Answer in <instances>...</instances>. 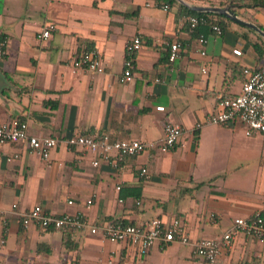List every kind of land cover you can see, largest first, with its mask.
<instances>
[{
	"label": "crops",
	"instance_id": "0c3cea01",
	"mask_svg": "<svg viewBox=\"0 0 264 264\" xmlns=\"http://www.w3.org/2000/svg\"><path fill=\"white\" fill-rule=\"evenodd\" d=\"M202 1L184 2L231 10L232 0ZM239 11L264 31V7ZM176 12V5L163 11L154 0H0V40L7 41L0 54V122H24L35 137L144 143L160 142L169 123L184 129L167 153L148 151L116 169L103 162L93 167L95 155L62 146L46 163L24 142L1 145L0 205L7 223L0 222V264H205L178 243L143 254L88 228L25 229L19 213L35 206L55 216L82 213L98 228L110 221L142 227L155 218L178 219L193 240L218 238L235 220L263 210L264 139L246 136L240 123L193 130L218 112L217 95L239 94L243 69L264 66L254 48L259 35L230 24L220 36L204 35L202 56L198 37ZM48 23L56 31L42 41L38 35ZM133 37L142 47L128 55ZM174 43L179 58L170 63ZM90 50L100 56L103 73L72 69L71 61ZM127 58L133 82L121 84ZM141 168L150 179L139 176ZM216 264H264V243L239 235Z\"/></svg>",
	"mask_w": 264,
	"mask_h": 264
},
{
	"label": "built area",
	"instance_id": "2783aa9c",
	"mask_svg": "<svg viewBox=\"0 0 264 264\" xmlns=\"http://www.w3.org/2000/svg\"><path fill=\"white\" fill-rule=\"evenodd\" d=\"M199 0H190L198 2ZM163 11L168 10V6H161ZM189 26V31L193 32L199 26L207 25V20L202 17H184L183 19ZM56 31L53 23L46 24L38 35L42 41L48 40L52 33ZM211 31L216 35H222L218 26H211ZM200 45V54L205 56L204 47L207 39L204 35L198 36ZM6 39L0 40V54H4ZM142 42L140 38L133 37L126 44V54L133 55L140 51ZM179 58V45L170 46L168 61L174 63ZM73 70H85L91 73H103L102 60L95 51H84L79 57L71 61ZM134 65L132 59L127 58L124 61L122 74L119 78L121 84L133 82ZM206 73L205 69L201 70ZM244 78L241 90L238 95L227 96L225 94L217 95L218 112L210 115L201 123H196L193 127L197 131L205 126L226 127L229 124L240 123L244 127L246 136L254 133L259 134L264 139V66L250 67L242 70ZM184 134V129L175 124H167L163 130V138L160 142H140L130 141H110L108 137L103 136L95 139L85 136H73L66 139H56L53 137H35L28 134L27 125L24 122L15 120L12 122H0V146L8 143L24 142L27 148L36 153L41 159L49 163L51 152L57 147L62 146L67 150H79L80 152L95 155L91 165L98 167L103 162L113 168H118L127 159L138 156L142 153L157 150L164 154L172 150L176 143ZM61 168V165H58ZM139 176L145 180L150 179L146 168H141ZM120 187H116L119 192ZM119 203L122 200L118 199ZM72 205V202H68ZM92 200L86 201V209L89 210ZM17 205H12L16 209ZM262 211L257 212L251 217L239 218L234 221L231 227L220 237L214 239L193 240L186 235L178 219H173L170 223H165L161 219L155 218L146 225L134 226L113 221L105 223L102 227H92L88 218L80 213L76 215L55 216L46 213L41 206H35L27 212L19 213L23 228L30 226L42 230L55 231H82L89 229L91 234L101 232L104 238L111 244H127L138 248L143 254H146L154 245L164 247L171 243H178L187 247L192 258L203 261L205 264H216L222 250L230 249L234 240L239 235L255 239L264 243V217ZM5 211L0 205V222L6 225Z\"/></svg>",
	"mask_w": 264,
	"mask_h": 264
},
{
	"label": "trees",
	"instance_id": "16d2710c",
	"mask_svg": "<svg viewBox=\"0 0 264 264\" xmlns=\"http://www.w3.org/2000/svg\"><path fill=\"white\" fill-rule=\"evenodd\" d=\"M157 4L163 6L166 5L168 8L170 6L176 5L177 7V12H176V17L182 18V17H202L207 20V25L205 26H199L196 29L193 30V32H190L193 37H198L199 35H206L207 33H212L211 31V26H218L222 33L228 28L230 24H233L232 21L229 19L221 16V15H216V14H205V13H196L194 11L189 10L185 6L176 3L175 0H154ZM184 1H190V0H184ZM249 4L244 5V0H232L231 2V11L238 16L239 18L253 23L254 20L252 17H250L246 12H240V8L242 7H250V6H257V7H264V4L262 2H257V0H248ZM198 2L204 3V1L199 0ZM210 6H214V4H210ZM187 25V24H186ZM242 27V26H241ZM187 25V29H188ZM244 29H247L243 27ZM189 30V29H188ZM251 31V30H249ZM261 44L255 43L254 48L257 53V56L259 59L262 57L264 58V40L260 37L257 36ZM167 60H168V55H167ZM100 138V137H98ZM262 216L264 217V213H262ZM114 223H119V221H113ZM125 225H131V224H126L124 222H120Z\"/></svg>",
	"mask_w": 264,
	"mask_h": 264
},
{
	"label": "water",
	"instance_id": "95a60500",
	"mask_svg": "<svg viewBox=\"0 0 264 264\" xmlns=\"http://www.w3.org/2000/svg\"><path fill=\"white\" fill-rule=\"evenodd\" d=\"M177 3L185 6L191 11H194L196 13H205V14H216V15H221L233 23L245 27L253 32H255L257 35H259L263 40H264V31L258 28L255 24L247 22L238 16H236L230 9L229 7H209V6H193L185 3L183 0H175Z\"/></svg>",
	"mask_w": 264,
	"mask_h": 264
},
{
	"label": "rangeland",
	"instance_id": "374dc122",
	"mask_svg": "<svg viewBox=\"0 0 264 264\" xmlns=\"http://www.w3.org/2000/svg\"><path fill=\"white\" fill-rule=\"evenodd\" d=\"M188 261H189V264H190V263H193V262H190V260H188ZM195 263H197V262H194L193 264H195Z\"/></svg>",
	"mask_w": 264,
	"mask_h": 264
}]
</instances>
